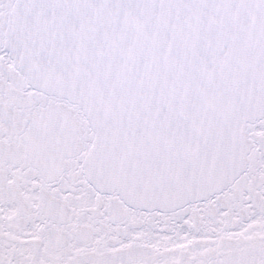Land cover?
Returning a JSON list of instances; mask_svg holds the SVG:
<instances>
[{
  "label": "snow or ice",
  "instance_id": "obj_1",
  "mask_svg": "<svg viewBox=\"0 0 264 264\" xmlns=\"http://www.w3.org/2000/svg\"><path fill=\"white\" fill-rule=\"evenodd\" d=\"M0 264H264V0H0Z\"/></svg>",
  "mask_w": 264,
  "mask_h": 264
}]
</instances>
